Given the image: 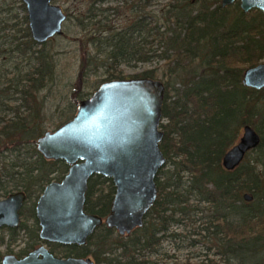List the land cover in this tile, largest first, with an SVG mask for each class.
<instances>
[{
  "label": "trees",
  "instance_id": "1",
  "mask_svg": "<svg viewBox=\"0 0 264 264\" xmlns=\"http://www.w3.org/2000/svg\"><path fill=\"white\" fill-rule=\"evenodd\" d=\"M102 1L90 0L82 18L87 22L79 25L89 36L86 43L109 61L105 80L124 78L117 68L121 64L155 56L163 60L160 67L133 77L156 78L159 72L164 80L159 147L166 161L156 176L157 197L142 226L120 235L102 225L86 246L72 251L90 255L95 264H264V90L241 83L243 71L264 59V16L258 11L251 17L233 15L236 10L220 7L219 0H168L158 11L150 8L151 0H132L126 3L129 15L115 26L106 16L93 20L94 5ZM19 19L6 34L0 17V156L29 157L0 170L16 166L20 175L12 177L22 179L38 172L42 183L47 179L39 173L60 163L45 160L35 146L45 132L38 92L53 79L54 63L43 51L46 42L33 41L26 13ZM12 57L19 63L25 59L27 67L17 63L10 70ZM83 61L71 97L76 104L87 58ZM12 94L14 108L8 105ZM243 125L260 134V144L236 168L225 170L222 156ZM18 185L1 184L0 192ZM246 192L251 201L243 199ZM113 193L110 178L92 176L86 210L106 216ZM198 246L199 251L190 252Z\"/></svg>",
  "mask_w": 264,
  "mask_h": 264
},
{
  "label": "water",
  "instance_id": "2",
  "mask_svg": "<svg viewBox=\"0 0 264 264\" xmlns=\"http://www.w3.org/2000/svg\"><path fill=\"white\" fill-rule=\"evenodd\" d=\"M34 42L43 44L62 33L66 14L52 0H22ZM233 0H221V6ZM257 7L264 13V0H241L244 11ZM241 83L264 90V61L247 67ZM165 86L152 77H126L101 82L88 97L79 100L73 116L36 138L37 151L48 160H63L68 173L51 182L37 201L42 238L63 244H83L102 223L120 235L143 224L157 197L155 177L165 164L159 144ZM260 134L243 127L239 140L222 157V166L233 170L245 154L255 149ZM93 174L110 178L114 195L110 211L102 219L83 211L87 181ZM24 194L17 192L0 200V225H16ZM243 199L251 201L249 193ZM43 250V249H39ZM34 256L14 264H30ZM36 263V262H35ZM38 264H93L90 259H55L44 253Z\"/></svg>",
  "mask_w": 264,
  "mask_h": 264
},
{
  "label": "rangeland",
  "instance_id": "3",
  "mask_svg": "<svg viewBox=\"0 0 264 264\" xmlns=\"http://www.w3.org/2000/svg\"><path fill=\"white\" fill-rule=\"evenodd\" d=\"M132 0H105L98 2L94 5L96 16L93 20L99 17L106 16L115 26L121 25L125 18L129 15V5L126 3ZM168 0H151L150 8L153 10H160ZM53 3L59 5L67 14L66 20L62 24V33L54 36L48 40L44 46L43 51L47 53L54 63V76L53 79L47 82L45 87L38 92L39 100L43 104L41 127L43 131L53 130L60 125L67 115L70 117L75 113L77 104L74 103L72 92L75 87L77 74L80 70L84 58H87V66L83 76V84L80 88L79 94L76 95L77 99H83L91 95V93L108 77L109 61H105L102 55L96 54V48L90 43H86L87 37L84 36L85 31L79 25V22H87L82 18L86 14V10L90 5V0H53ZM21 0H0V17L4 20L2 24L5 28V33L10 34L11 24L19 18L24 12L21 5ZM117 8V10L106 8ZM100 9L104 10L101 11ZM17 17V18H15ZM41 45H36L39 48ZM264 61V59L262 60ZM2 60L0 59V69ZM22 69L27 67V61L24 59L21 63L18 59L12 57L7 66L14 71L16 64ZM163 60L157 56L152 57L146 62L135 61L128 64H121L117 68L122 70L124 78L133 77L134 75L142 73L145 69L158 68L162 65ZM4 68V67H3ZM111 68V67H109ZM157 79L162 81L163 78L159 72L155 74ZM8 101V105L13 107L17 105V101L13 100L14 94ZM6 117H10L11 112L6 113ZM1 116V114H0ZM3 116V113H2ZM163 121V120H162ZM242 130H240L241 135ZM23 152V150H22ZM29 157L28 153H21L20 158L15 154L4 153L0 156L4 160V164H9L12 160H19ZM243 161V160H242ZM2 165V164H0ZM173 229L178 230L175 226ZM165 248L173 252V247L170 244L164 243ZM200 247H193L191 251H199Z\"/></svg>",
  "mask_w": 264,
  "mask_h": 264
},
{
  "label": "flooded vegetation",
  "instance_id": "4",
  "mask_svg": "<svg viewBox=\"0 0 264 264\" xmlns=\"http://www.w3.org/2000/svg\"><path fill=\"white\" fill-rule=\"evenodd\" d=\"M191 1L194 3V0H191ZM219 1H220L219 2L220 7H222L221 6V0H219ZM52 2H53V0H52ZM23 5H24V3H23ZM24 7H25V5H24ZM226 7H233L234 10H236L237 12L232 11V13H233V15L237 14V16L244 15L246 17H251L250 15L252 13H255V11L260 12L264 16V13L262 12V10H260L257 7H252L249 10L244 11L241 8V0H233L232 4L225 6V7H222V8H226ZM62 11H63V9H62ZM253 17H254V15H253ZM66 18H67V14H66ZM27 23H28V21H27ZM244 126L245 125H243L241 127L242 132H243ZM242 132H241V135H242ZM240 136L238 137L236 142L239 140ZM250 151H252V150H250ZM250 151H248L247 153H249ZM246 154H245V156H246ZM23 160L27 161L26 158H23ZM45 160H48V159H45ZM13 161H16V160H12L9 164H4L5 163L4 160L0 159V164H2V165H0V169L11 167ZM49 161H55V162L58 161L60 163L52 164V165H50L51 170H46V171L44 170V171H41L39 173V175H41L40 178H43L45 180L47 179V181L42 182V183L37 180L38 172L35 173V174H37V176L33 175L31 177H28V178L25 177L26 179L25 178L22 179V178H19L20 176L16 177L17 175H20V172H21L20 168L18 169V167H16V166L12 171L11 170L9 171V169H8V171H6V170L1 171L0 170V185L1 184H3V185L19 184L16 188H12V189H10V191H8L6 193L0 192V200L5 199L9 195L17 193V192H21L24 194V199L22 201L21 206L18 209V222H17V224L16 225H8V224L0 225V264L18 263V262H21L30 256H34V259L36 262V263L30 262V264H38V262L44 260V253L51 255L55 259H67V258L87 259L88 258L93 262V264H95V261L93 260V258L90 255L79 256L78 254H75L72 250L76 246L77 247L86 246L89 238L93 235V233L96 231V229L102 225L107 226L106 224L102 223L101 225L96 226L93 229V231L86 237L85 242L83 244H78V243L63 244L61 242L48 240V239L42 238L40 236L41 225H40V219L37 217V212H36L37 201H38L39 197L41 196L44 188L49 183L60 182L65 177V175L68 173V170H69V164L63 160H49ZM221 162H222V160H221ZM14 163L18 164L20 162L17 161ZM12 174H15L16 176L13 175V177H12ZM95 175H99V174H93L92 176H95ZM92 176H90L89 179ZM89 179L87 181V188H88ZM155 179H156V177H155ZM155 184H156V182H155ZM87 188L85 191V200H84V205H83V211L86 214L97 215V216L101 217L102 219H104L109 212L106 214V216L102 217L96 213H91V212L86 210L85 203H86ZM114 190H115V188H114ZM113 195H114V193H113ZM111 201H112V199H111ZM110 206H111V202H110ZM109 211H110V208H109ZM108 228H110V227H108ZM39 249H43V250H39Z\"/></svg>",
  "mask_w": 264,
  "mask_h": 264
}]
</instances>
